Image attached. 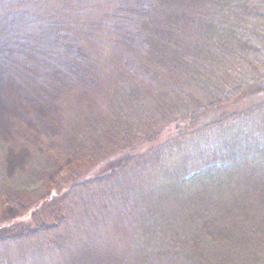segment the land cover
Returning <instances> with one entry per match:
<instances>
[{
  "label": "trees",
  "instance_id": "trees-1",
  "mask_svg": "<svg viewBox=\"0 0 264 264\" xmlns=\"http://www.w3.org/2000/svg\"><path fill=\"white\" fill-rule=\"evenodd\" d=\"M148 8L131 67L105 64L111 75L99 105L61 96L59 147L35 152L27 168L36 166L37 177L27 176L21 190L38 189L49 154L99 165L128 158L111 178L80 177L93 164L74 173L60 223L6 237L0 247L45 232V241L52 234L56 249L67 248L58 240L78 211V193L106 186L133 251L124 260L111 250L114 264H264V90H252L264 82V0H149ZM241 99L251 102L236 107ZM0 160V198L12 202L17 192ZM83 249L107 264L102 249ZM78 257L74 264H95Z\"/></svg>",
  "mask_w": 264,
  "mask_h": 264
},
{
  "label": "rangeland",
  "instance_id": "rangeland-1",
  "mask_svg": "<svg viewBox=\"0 0 264 264\" xmlns=\"http://www.w3.org/2000/svg\"><path fill=\"white\" fill-rule=\"evenodd\" d=\"M148 7L149 0H0V159L17 192L12 202L0 198V240L30 237L38 228L48 230L66 214L65 190L79 180L72 175L79 176L94 162L49 154L51 168L42 181L38 179V189L21 190L27 176L37 177L36 166L27 165L36 151L59 147L55 138L60 132L63 94L74 93L86 106L97 107L104 78L111 75L109 69L103 70L105 64L115 61L131 67L142 48L138 23ZM252 90H264V82ZM249 102L241 99L236 107ZM186 129L176 128V132ZM127 158L93 164L90 173L80 177H113ZM107 188L78 193V211L70 212L73 222L61 234L63 241L58 240L67 248L56 249L58 238L50 234L45 241L43 232L24 244L0 247V263L9 258L16 264H74L73 258L78 261L81 253L90 258L83 248L102 249L107 264L118 260L111 250L130 260L129 234L113 191Z\"/></svg>",
  "mask_w": 264,
  "mask_h": 264
}]
</instances>
